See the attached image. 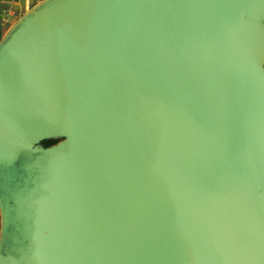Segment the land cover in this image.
Masks as SVG:
<instances>
[{
    "label": "water",
    "instance_id": "water-1",
    "mask_svg": "<svg viewBox=\"0 0 264 264\" xmlns=\"http://www.w3.org/2000/svg\"><path fill=\"white\" fill-rule=\"evenodd\" d=\"M0 218V264H264V0L0 30Z\"/></svg>",
    "mask_w": 264,
    "mask_h": 264
},
{
    "label": "crops",
    "instance_id": "crops-1",
    "mask_svg": "<svg viewBox=\"0 0 264 264\" xmlns=\"http://www.w3.org/2000/svg\"><path fill=\"white\" fill-rule=\"evenodd\" d=\"M43 0H0V30L2 35L26 12ZM1 230V218H0Z\"/></svg>",
    "mask_w": 264,
    "mask_h": 264
},
{
    "label": "rangeland",
    "instance_id": "rangeland-1",
    "mask_svg": "<svg viewBox=\"0 0 264 264\" xmlns=\"http://www.w3.org/2000/svg\"><path fill=\"white\" fill-rule=\"evenodd\" d=\"M55 143H56V141H52V142L45 143L44 145H45V146H50V145H53V144H55Z\"/></svg>",
    "mask_w": 264,
    "mask_h": 264
}]
</instances>
